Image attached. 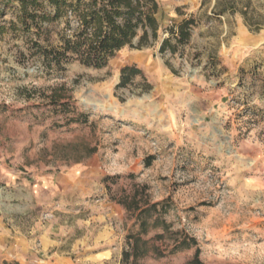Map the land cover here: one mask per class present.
<instances>
[{"label": "rangeland", "instance_id": "obj_1", "mask_svg": "<svg viewBox=\"0 0 264 264\" xmlns=\"http://www.w3.org/2000/svg\"><path fill=\"white\" fill-rule=\"evenodd\" d=\"M157 1L158 40L59 69L0 0V264H120L138 215L140 264H199L197 248L200 264H264V0L220 17L217 0ZM192 14L190 41L161 53ZM126 65L143 75L119 87Z\"/></svg>", "mask_w": 264, "mask_h": 264}, {"label": "trees", "instance_id": "obj_2", "mask_svg": "<svg viewBox=\"0 0 264 264\" xmlns=\"http://www.w3.org/2000/svg\"><path fill=\"white\" fill-rule=\"evenodd\" d=\"M210 0H202L209 5ZM16 4V18L24 32H35L47 41V45L38 44L42 55L53 68L64 69V62L79 61L94 68L107 66L110 59L126 46L141 48L150 45L160 37V23L157 18L159 2L157 0H8ZM180 13L181 9H177ZM214 16L243 12L237 0H217L211 10ZM245 13V12H243ZM5 14V11H2ZM199 23L194 14L184 18L166 30L168 36L160 42L159 51L176 54L186 45L192 31ZM15 24V23H13ZM61 26L60 29L58 27ZM56 34V38H53ZM138 40L135 43V40ZM142 69L136 65H126L121 69L119 87L128 86ZM116 198V197H114ZM117 199L128 210H140V205H132L136 197ZM161 203L151 205L157 208ZM144 214L149 209H142ZM140 224L138 233L127 236L128 247L124 249L120 264H140V259L150 250L148 219L138 215ZM158 236H163L159 234ZM197 245L184 243L183 248ZM200 248L196 249L194 262L200 264ZM2 264H22L19 261L5 260Z\"/></svg>", "mask_w": 264, "mask_h": 264}]
</instances>
